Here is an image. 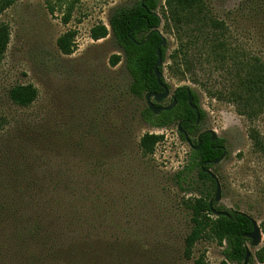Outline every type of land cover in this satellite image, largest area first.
I'll list each match as a JSON object with an SVG mask.
<instances>
[{
	"label": "rangeland",
	"instance_id": "rangeland-1",
	"mask_svg": "<svg viewBox=\"0 0 264 264\" xmlns=\"http://www.w3.org/2000/svg\"><path fill=\"white\" fill-rule=\"evenodd\" d=\"M137 1L81 0L67 25L62 13L67 5L57 6L51 14L44 0L20 1L0 18L11 31L0 66V213L8 212L12 222L5 230L13 232V219L28 215H11L8 207L19 198L27 200L25 188L35 180L58 187L45 190L40 200L52 202V213L63 216L56 223L62 233L77 241L88 235L94 250L90 264H194L183 257V242L191 230L185 201L199 196L204 186L196 173L183 188L175 182L192 147L179 137L175 126L155 129L143 121L146 99L130 94L124 53L110 31L112 13ZM205 3L215 18L225 22L234 46L264 61V0ZM100 24L110 34L94 41L91 29ZM163 25L164 21L160 30L169 42V56L176 41ZM71 30L76 32V47L66 56L57 41ZM114 55L122 58L116 67L110 64ZM207 62V55L202 65L195 62L185 81L173 77L166 67L170 96L160 104L168 105L181 86L198 93L206 112L198 132L212 130L225 141L227 155L211 169L222 186L217 206L244 213L261 227L264 156L255 150L249 134L253 129L264 138V112L250 121L227 100L212 98L210 94L233 82L227 72ZM195 77L201 85L192 82ZM28 84L38 90L36 101L28 108L14 105L10 89ZM146 133L164 136L149 157L139 149ZM20 186L24 188L18 191ZM66 187L68 194L62 190ZM75 220L76 225L69 226ZM7 232L0 230V241ZM222 252L216 243L201 241L195 257L205 253L209 264H223Z\"/></svg>",
	"mask_w": 264,
	"mask_h": 264
},
{
	"label": "trees",
	"instance_id": "trees-1",
	"mask_svg": "<svg viewBox=\"0 0 264 264\" xmlns=\"http://www.w3.org/2000/svg\"><path fill=\"white\" fill-rule=\"evenodd\" d=\"M20 1L23 0H0V18ZM44 1L51 14L56 12L57 6L67 5L62 12L63 23L66 25L70 23L77 5L81 2V0ZM161 1L138 0L132 7L116 9L110 17V31L124 53L125 68L131 78L130 94L138 99H146L148 93H163L157 82L154 67L158 59L156 50L162 42L163 34L160 29L164 21L163 30L174 36L176 49L168 56L169 42L166 47H161L163 67L160 68V72L164 74L167 67L173 77L185 81L187 72H191V66H196L195 62L202 65V58L207 55V63L214 69L227 72L233 82L230 87L216 91L210 96L218 100H227L236 107L239 115L250 121L257 119L264 112L263 59L246 53L238 45L234 46L225 22L211 14L205 0H165L163 6ZM157 29L159 32H153ZM110 31L105 25L100 24L91 29L90 37L94 41H100L106 39ZM75 38L76 32L71 30L58 39L57 46L63 55L70 56L74 53ZM10 42L9 25L0 23V66ZM167 60H170V65H167ZM121 61L120 55H114L110 64L116 67ZM190 74L193 76V73ZM162 82L169 87L165 76ZM192 82L202 84L196 77ZM37 98L38 90L31 84L16 85L9 91L10 101L21 108L30 107ZM175 100L177 104L174 108L162 111L158 115L146 106L141 117L155 129L175 126L183 141L187 142L186 135L192 138L191 143L194 147L198 146L199 140L202 141L198 150L191 148L188 162L175 175V182L180 188L191 183L193 173L197 174L204 186L199 196L185 201V206L190 211L191 230L183 242V257L189 261L194 260V264H209L205 253L195 257L196 246L201 241H208L223 248V264H244L247 247L251 242L245 235L253 231L252 223L246 214L228 211L215 203L213 208L220 212H228L230 217H218L212 213L210 202L214 198L216 183L203 171L211 170L215 160L227 155L225 141L220 138L212 141L211 135L206 132L200 138L193 139L200 134L198 132L200 123L206 117L196 91L188 86H181L176 90ZM173 101L172 99L165 107L171 105ZM191 105L199 110V124L197 112ZM155 106L163 107L157 103ZM249 137L255 150L264 156V138L253 129L250 130ZM163 139V135L144 134L139 143L142 156H152ZM31 182L25 188L29 194L25 197L29 198L27 200L19 198V202L13 201L8 207L12 211L11 215L23 213L28 215L21 219H13L15 223L13 232L5 230V225L12 222L7 217L8 212L0 213V230L9 233L0 241V264H90L94 250H91L88 235L85 236L86 239L77 241L75 237L62 233L56 223L57 219L62 220L63 216L59 213L57 218L52 213V202L44 203L40 200V194L45 190L56 191L58 187L52 188L35 180ZM22 188L24 187H18V191ZM62 190L68 194L70 188ZM78 221H70L69 226L76 225ZM261 229L264 233V222ZM69 238L71 239L68 240ZM257 263L264 264V244L250 257L249 264Z\"/></svg>",
	"mask_w": 264,
	"mask_h": 264
},
{
	"label": "water",
	"instance_id": "water-1",
	"mask_svg": "<svg viewBox=\"0 0 264 264\" xmlns=\"http://www.w3.org/2000/svg\"><path fill=\"white\" fill-rule=\"evenodd\" d=\"M153 32H159V30H154ZM167 45V39L162 36V42L161 44L157 47V50H156V56H157V62L155 64V67H154V72H155V75H156V78H157V82L159 84V86L163 89V93H148L146 95V102H147V106L149 107V109L155 114V115H158L160 114L162 111H167V110H171L172 108H174L177 104L176 100H175V97H173V103L167 107L163 106V107H156L155 104H160L162 103L165 99H167L169 96H170V89L169 87L164 84L162 82V79L164 78V74L162 72H160V68L163 67V58H162V53H161V47H166ZM176 93V91H175ZM191 103V101H190ZM191 107L197 112V124L200 123V114H199V110L196 106L194 105H191ZM179 131L181 133H183V130L179 128ZM206 133H208L209 135H211V139L212 141H216L217 139H219L218 135L216 134V132L212 131V130H209V131H206ZM186 139H187V143L191 146L192 143H191V139L188 135L185 136ZM202 144V141L199 140V143H198V146L197 147H194L195 150H198L200 145ZM224 155L222 157H220L219 159L215 160L213 162V165H217L219 164L223 159H224ZM203 171L208 174L212 180L215 181L216 183V191H215V194H214V198L211 200L210 202V207H211V211L214 215L216 216H225V217H230L229 213L228 212H220V211H217L215 208H213V204H218L221 199H222V186H221V182L219 181L218 177L216 176V174L212 171V170H206V169H203ZM247 217L250 219L251 223H252V226H253V231L251 233H248L245 235V237L247 239H249L251 242H250V246L247 247V252H246V257H245V260H244V264H249V260H250V257L252 255V249H256L258 247H260L264 241V236H263V233H262V229L260 227V225L258 224V222L247 215ZM257 264H261V263H257Z\"/></svg>",
	"mask_w": 264,
	"mask_h": 264
},
{
	"label": "flooded vegetation",
	"instance_id": "flooded-vegetation-1",
	"mask_svg": "<svg viewBox=\"0 0 264 264\" xmlns=\"http://www.w3.org/2000/svg\"><path fill=\"white\" fill-rule=\"evenodd\" d=\"M175 94H176V93L174 92L173 95L171 96V97H172L171 100L173 99V97H175ZM202 134H204V132H201V133L198 135L197 139L200 138V136H201ZM191 147H194L193 144L191 145Z\"/></svg>",
	"mask_w": 264,
	"mask_h": 264
}]
</instances>
